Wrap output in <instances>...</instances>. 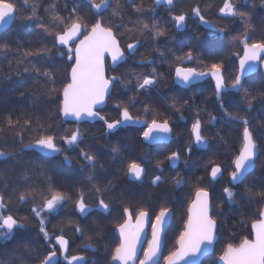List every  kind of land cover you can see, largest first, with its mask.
Masks as SVG:
<instances>
[{
	"label": "snow or ice",
	"instance_id": "1",
	"mask_svg": "<svg viewBox=\"0 0 264 264\" xmlns=\"http://www.w3.org/2000/svg\"><path fill=\"white\" fill-rule=\"evenodd\" d=\"M242 3L247 0H223L217 9L218 20H211L205 8L211 11L213 5L201 6V0L179 9L177 0H152V5L146 0H0V57L14 58L8 61V74H0V82H11L13 77L19 78L21 85L27 82L25 77L32 81L31 88L17 93L19 98L30 97L31 111H0V161L25 152L61 156L69 165L75 159L79 171L87 172L83 185L88 189L63 182L58 185L48 174L50 169L43 164L33 166L34 162L20 161L19 169L0 170V246L21 237L30 220L38 225L35 240L24 239L0 251V264H203L217 251V245L222 248L212 264H264V139H257L248 115L257 104L264 107V80L253 92L246 79L257 69L264 70V33L254 39L253 12L251 8L242 10ZM160 4L168 6L177 31L192 17L210 30V39L196 34L186 51L181 44L141 53L146 39L155 42L168 32L156 16ZM260 7L264 10V0ZM226 18H238L243 32L231 34L227 24L218 22ZM15 20L23 31H35L39 39L27 46L19 39L5 40L3 33ZM221 41L229 46L243 45V55L229 53L227 59L219 55ZM202 48L216 53L209 63L204 61ZM153 53L171 57V79L183 90L210 81L219 114L202 106L208 97L198 104L194 95L187 99L170 95L163 110L158 109L152 102L153 93L159 95L158 86L169 74L157 70ZM233 57L238 59L234 75L228 71ZM192 63L196 67L187 66ZM133 65L151 66V70L137 72ZM226 94H231V106L240 110L229 111ZM109 105L111 111H105ZM172 117L186 123L191 119L183 149L185 174L163 176L165 161L172 171L181 161L178 146L162 160L155 159L154 167L161 175L147 184L153 189L161 184L168 188L143 191L148 164L153 162L146 151L126 158L121 146L113 144L111 155L120 167L111 178L101 154L92 146L80 148L78 159L65 155L86 140L97 136L108 139L129 126L142 128V143L178 141L184 133L174 134L176 119ZM218 123L242 127L232 137L223 127L216 128ZM85 124L101 127L97 132ZM206 127L216 130L206 134ZM214 145V158L197 157L203 161V173L190 172L192 153L211 152ZM225 173L228 181L218 192L217 183ZM128 185H135V191ZM68 204L74 212L52 225V219ZM28 205L27 215H19ZM236 213L239 219H233ZM92 216L96 218L82 223ZM173 227L179 231L174 247L168 250ZM67 229L73 238H84L74 254H70L73 239ZM237 236L240 239L235 243ZM109 239L111 243L105 242ZM87 252L93 253L91 258L84 254Z\"/></svg>",
	"mask_w": 264,
	"mask_h": 264
},
{
	"label": "trees",
	"instance_id": "2",
	"mask_svg": "<svg viewBox=\"0 0 264 264\" xmlns=\"http://www.w3.org/2000/svg\"><path fill=\"white\" fill-rule=\"evenodd\" d=\"M222 2H223V0H201V6H203L204 4H212L213 5L211 11H209V9L205 8V15L211 20H218V16L216 13H217L218 7L222 4ZM237 2L241 3L242 0H237ZM146 3L148 5H152V0H146ZM195 3H196V0H177V9L187 8V7H190L191 5H194ZM156 7H157V11H156L157 19L159 20V22L161 23V25L163 27L168 29V32L166 35L158 37L155 42H153L150 37L148 39H146L144 42V45L139 50L141 53H146L147 50L153 49L157 46L162 51L165 50L166 48L179 47L181 44H183L184 46L185 45L191 46V43L193 42L192 38L196 34H200L204 40L210 39V37L208 35L210 30L201 26L199 24V21L195 18H192V17L189 18V20L187 22V26L183 30H181V31H177L176 29L174 30V26L172 25V23L170 21L168 6L167 5H165V6L159 5ZM249 8H251V10L253 12L252 24L257 29V34L254 37V39H258L260 34L264 33V10H262L260 7V0H247V3H242V10L247 11V10H249ZM133 19H135V16H133ZM218 22L221 24H227L232 29L231 34H233V35L243 32L242 22L238 18H236V19L226 18V19L219 20ZM129 27H131V25H129ZM3 35H4L5 40L19 39L20 41H22L25 44V46L28 45L29 41H35V40L39 39V37L37 36V33L35 31H32V32L23 31L21 26H20L19 20L13 21L11 28L7 32L3 33ZM173 36L176 37L175 40L172 39ZM221 45H223V46H220L218 49L219 55L224 56L226 59H227L229 53H239V55L242 54L243 45L237 44L235 46H229L227 41H221ZM13 47H15L14 44H13ZM200 50L205 53V55H204L205 63H209L212 59V56L216 55L215 52L209 54L207 49L202 48ZM153 56L156 57V60L162 61L163 63H166L171 59V57L162 58V57H160L159 53H153ZM13 59L14 58L12 56H9L8 59H4V58L0 57V74H3L5 76L8 74V72H9L8 61L13 60ZM237 61H238V59H236L235 57L232 58V61L229 64V68H228L229 72H235V70L237 68ZM144 69H147V68L144 67ZM61 71H63V69H61ZM257 72H261V71L258 70ZM24 79L27 82L23 83L22 85L20 84L19 78H16V77H13V80L11 82L6 81V80L0 82V111H4L5 109H15L16 113L31 111V109L29 108L30 97L26 96L24 98H19L17 95V93L19 91H23L24 89H29L32 87L31 79H29L27 77H25ZM13 88L15 89V91L11 90ZM113 115H115V113H113ZM70 125L71 124H69L67 126L69 127ZM258 125H254V127L256 128L260 137L264 138V122L263 123L259 122ZM90 141L93 143L92 140H90ZM24 142L28 143L29 141L26 138ZM86 143H88V142H86ZM94 144L95 145H94L93 149H95V150L100 149L99 143L94 142ZM17 147H19V145H17ZM81 148H85V146L83 145ZM5 150H8V149H5ZM109 153H111V146L105 147V149H104L105 159L109 157ZM74 155H75V157H73V158H76V159L79 158L77 156V154H74ZM261 159H264V156H262ZM20 161L34 162L33 166H38L40 164L45 165L48 169H50L48 174L53 176L54 181L56 183H59V184L61 182H63L64 184H69L70 183L69 182L70 181L69 176L73 174V172L70 168L74 167L75 165L78 166L75 159H74L73 164H71V165L66 166V164H63L61 162L59 166H56L53 159L46 160V159H43L42 157H40V155L38 153L25 152L22 154V156L16 157L15 159H12V160H8L7 162L0 161V170H9V169H14V168L19 169V167H20L19 162ZM107 165L109 166L110 163ZM225 175L227 176V173ZM224 180H226V181H224ZM227 181H228V179L223 178L222 180H220L217 183L219 191L227 183ZM168 187L169 186L163 187L162 189L168 188ZM160 189L161 188L157 189V191H159ZM218 189H217V191H218ZM27 207H30V205L25 206L24 208H21L19 211V215H22V216L27 215ZM71 208H73V206H70V205L65 206L61 215L55 217V219H52V225H56L59 220L63 219L68 214H72V212H74V211ZM177 215H179V212L177 213ZM233 219H239V213H236L233 216ZM249 224H250V220H249ZM37 229H38L37 222L35 220H30L29 225H28V229L24 230L21 233V237H19L17 240L8 242L5 245L0 246V251H3L4 248H8V249L13 248V247H15V245L17 243H20L24 239L32 238L33 240H35V237L37 235ZM51 230H52V227L49 226V231H51ZM240 235H248V233L247 232H241ZM70 239H73V243H75L76 242L75 239H77V238H73V236L71 234ZM81 239H83V238H80L79 240H81ZM239 239H240V236H237L235 243H238ZM174 241H175V236L171 235L169 238V243H171L172 248L174 246ZM35 242L41 243L42 241H40V242L35 241ZM216 247H217V251L215 253L210 254L209 257L205 258L203 261V264H212V261L216 260V258L219 255V252L222 248V245H217ZM165 254H167V250L165 251Z\"/></svg>",
	"mask_w": 264,
	"mask_h": 264
},
{
	"label": "flooded vegetation",
	"instance_id": "3",
	"mask_svg": "<svg viewBox=\"0 0 264 264\" xmlns=\"http://www.w3.org/2000/svg\"><path fill=\"white\" fill-rule=\"evenodd\" d=\"M137 2H139V0H137ZM160 5L165 6V4H160ZM18 7H19V4H18ZM11 26H12V24H11ZM11 26L8 27L5 32H7L11 28ZM174 30H175V28H174ZM189 46L185 45L183 50L186 51L187 47H189ZM155 59H156V57H155ZM169 63H171V59L166 63H163L162 61L156 60L155 66L157 67L158 71L168 73L169 79L164 81L161 85L158 86L159 95H157L155 92L153 93V99H152L153 104L158 109L163 110V106H164L165 101L167 100V98L170 95H173V94L177 95L178 97H181L182 99H187L188 96L194 95L195 100L198 104L201 101H204L205 97H208L209 99L202 106L206 107L208 112H211L214 115L219 114V110L216 107V101L211 97L212 87H211L210 81H208V80L199 81V82H197V86L194 89L190 88L188 90H183L181 85L175 84L172 81L171 73H170V70L168 67ZM237 64H238V61H237ZM187 66L196 67V64L192 63V64H189ZM133 67H136V66L133 65ZM146 68L147 69H144V67H136V71L137 72H146V71L151 70V66H148ZM229 73H232L233 75L235 74V72H229ZM246 79L249 81L248 86H250L253 89V92H255L259 89L260 82L262 80H264V74H263V72L250 73V74H248ZM230 95L231 94L225 95V102H226V106H229V111L234 112V111L240 110L236 107L231 106V100L229 99ZM109 107L110 108L105 109V111H111V105ZM139 107L142 108L143 106L140 105ZM133 114L136 115L137 113L134 112ZM185 115L190 116V114H188V113H185ZM248 115H250L252 118L253 127H254V125H258L259 122L263 123L264 122V107L257 104L256 108L251 113H248ZM113 118H115V115H113ZM172 118L176 119V117H172ZM204 119L205 120L208 119L207 115H205ZM224 119H225V121L227 120L226 117ZM190 123H191L190 118L187 120V123L185 121H180V120L176 119V123L173 126L174 127V134L175 133H184L182 138L179 139L178 141L177 140L163 141V142H160L158 144H151V145L147 144V143H142L139 139V132L142 131V128H139L137 126H129V128L127 130H120L117 133L111 135L108 139H104L102 136H97L94 140H92L93 143L89 140H86L83 144L80 145L79 148H73V149L67 150L65 152V155L75 157L74 154H77V156L79 157V151L83 145L85 147H87L88 145L94 147V145H95L94 142L99 143L100 149H98V150L93 149V150L97 151L98 153L101 154V156H102L101 162L104 163L105 170L109 172L108 178H111V175H114L116 170L119 169L120 164L114 162L111 153H109V157L105 159V155H104L105 147L112 146L113 144L120 145L122 151H124L126 158L129 155L139 157L142 152L146 151V152L150 153L151 157H153V162L148 164L149 175L145 177V187H144L143 191L145 193L157 191V189H153V188H150L147 186L148 181H150L154 176L161 175V172L155 169L154 161H155V159H161L162 160L164 158V156H167L170 152L177 150L178 146H179V149L181 150V161L176 166V169L174 171L170 170L171 165H169L168 162L165 161V165H164L165 170L163 172V176L165 177V179H167L170 176L177 175L178 172L180 174H185V165L183 163L185 156L183 153V149L186 146L188 138H189L187 135L186 128L188 125H190ZM72 126L73 125L71 124L69 127H72ZM84 127L85 128L90 127L93 131L98 132L100 130L101 126L99 124H91V125L85 124ZM221 127H223L225 134H228L232 137H236L242 126L232 125L231 127H229L227 125V123H218L216 125V128H221ZM215 130H216L215 128L206 127L205 133L206 134L209 132L214 133ZM255 135H256L257 139H264V138L260 137L256 128H255ZM86 142H88V143H86ZM262 148H264V144H262ZM216 152H217V149H216L215 145L213 146V149L211 152H206L203 150L194 151L192 153V157L190 160L189 171L195 172L197 175H201L203 173V161H198L197 157H204L205 159H211V158H214V154ZM39 155H40V157H42L43 159H46V160L53 159L56 166H59L61 162L63 164H66L63 162V158L61 156H56L55 158H51V157L42 156L41 154H39ZM220 159L223 160L224 157L221 156ZM109 163H110V165L108 166L107 164H109ZM68 165L69 164H66V166H68ZM70 169L72 170L73 174L69 176V178H70L69 182L70 183L67 185H71L72 187H82L83 186V187H85V191L87 192L88 191L87 186L83 185V180H84V177L87 175V172H80L77 165H75L74 167H72ZM223 178L228 179V176L224 175ZM118 179L123 180V177L120 176V177H118ZM224 181H226V180H224ZM104 182H106V179ZM57 184L59 185V183H57ZM167 186H169V185L161 184L159 186V188L162 189L163 187H167ZM128 187H130L131 189H133V191H135V185H128ZM217 189H218V185H217ZM218 192H219V189H218ZM183 195L185 197H187L188 193L185 192ZM89 202H92L91 197H89ZM216 202L218 203L219 199H217ZM68 205L72 206L71 204H68ZM71 209H73V211H74V208H71ZM185 210H186V206H185ZM69 215H71V214H68L67 216H69ZM179 215H180V213H179ZM179 215H177V216L179 217ZM94 218H96V217H94V216L89 217L88 221H82V223L86 224L87 222H90ZM178 223H180L182 225V221H178ZM67 231H68L69 238H70L72 231H71V229H67ZM178 231H179V228L173 227V229L169 235L175 236L176 234H178ZM109 232L111 233V229H109ZM79 239L80 238L75 239L76 242L72 244L70 254H74V253L79 251L78 246L84 242V238L81 240H79ZM105 242L111 243L112 241H111V239H109ZM116 242H118V240ZM113 246H114V244H113ZM168 249L169 250L171 249V243H168ZM84 254L87 255L89 258H91L93 255V253H91V252H87Z\"/></svg>",
	"mask_w": 264,
	"mask_h": 264
},
{
	"label": "water",
	"instance_id": "4",
	"mask_svg": "<svg viewBox=\"0 0 264 264\" xmlns=\"http://www.w3.org/2000/svg\"><path fill=\"white\" fill-rule=\"evenodd\" d=\"M242 55H243V52H242ZM258 70H260V71L263 72V74H264V70H262V69H257V71H258ZM257 71H256V72H257ZM38 154H39V153H38Z\"/></svg>",
	"mask_w": 264,
	"mask_h": 264
},
{
	"label": "rangeland",
	"instance_id": "5",
	"mask_svg": "<svg viewBox=\"0 0 264 264\" xmlns=\"http://www.w3.org/2000/svg\"><path fill=\"white\" fill-rule=\"evenodd\" d=\"M238 65V64H237ZM174 247V246H173ZM172 248V247H171Z\"/></svg>",
	"mask_w": 264,
	"mask_h": 264
}]
</instances>
